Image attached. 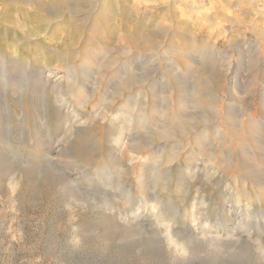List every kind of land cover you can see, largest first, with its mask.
Masks as SVG:
<instances>
[{"label": "rangeland", "instance_id": "obj_1", "mask_svg": "<svg viewBox=\"0 0 264 264\" xmlns=\"http://www.w3.org/2000/svg\"><path fill=\"white\" fill-rule=\"evenodd\" d=\"M127 59L85 106L59 78L88 70L94 88ZM0 72V141L15 148L0 156V264H264V178L196 95L207 79L239 99L242 134L243 119L264 124V0H0ZM173 74L189 79L186 117ZM133 94L137 117L122 105ZM36 132L53 150H34Z\"/></svg>", "mask_w": 264, "mask_h": 264}, {"label": "bare ground", "instance_id": "obj_2", "mask_svg": "<svg viewBox=\"0 0 264 264\" xmlns=\"http://www.w3.org/2000/svg\"><path fill=\"white\" fill-rule=\"evenodd\" d=\"M172 52L175 53V55H177V56L178 55H181V58H179V60H180V62L182 64H185L186 61H189L191 63H196L197 64V62H196L193 54L190 55L188 52L187 53L185 52L184 54H180L179 52H176V51H172ZM191 53H193V52H191ZM136 55L137 54L134 55V57H133L134 59L136 58ZM131 64H132V62L127 59V61H125L123 63L122 68L120 67L118 71L114 69V72L112 74H109L108 79L106 80V82L104 84H103V79L105 78V76H104V78L103 77L101 78V80L97 83L96 87L94 86V88H92L90 86V84H89L90 83L89 82V79L93 78L92 77L93 74H92V72H90L88 70L83 71L80 74H77L76 75L71 70V68H67L66 69V73L64 74V76H59V78L60 79L63 78V77L66 78V82H67V85H68V89L69 90H73L72 87L77 86V89H76V99L79 101V104L81 103L80 106H85L86 104L91 103L92 101H94L95 98H98L99 101H100V99L103 100L102 99L103 96L100 95L101 94L100 92L102 91V89L104 87L105 88L106 87L109 88L110 85H111V79L113 78V76H116L118 74H121V75L124 74ZM187 65H189V64H187ZM187 67H189V66H186V68ZM107 69L110 71L109 73H111V70L112 69L110 67H107ZM189 69H190V67H189ZM42 74H43L42 72H39V75L40 76ZM125 74H127V73H125ZM172 76L175 78V80L172 82L173 84H171V86H172L171 96H174V94H175L176 100H177V104H176V107H177L176 108L177 116L176 117H178L179 115L186 117L187 115H184V108H188L187 104L189 103V100L191 98L190 97L191 94H190V91L188 89L189 79L187 77H185V78L178 77V76L176 77V75H174V74ZM130 77H131V80L130 81H132V83L134 82L133 84H137V82H138V75L134 71L132 72V74H131ZM169 77H170V75H169ZM38 78L39 77H37V79ZM33 82H34V84H33V87H34V86H36V83H37L36 79ZM91 83H93V82H91ZM88 85H89V87H88ZM213 86H215V85H213ZM11 87H13L12 89L14 90V89L17 88V85H16V87L15 86H11ZM202 87H204L206 89L205 90L203 89V91H202L201 90ZM100 88H101V90H99ZM126 88L127 89L130 88V91H131V88L132 87H130V85H129V87L126 86V85H124L123 89H126ZM169 88L171 89V87H169ZM196 89H197L196 90L197 101L198 102L200 101L201 105L206 110V113L204 114L205 118L208 119V121H210L209 120L210 118L215 119L217 121L216 122V124H217L216 125L217 126V129L216 130L219 131V133L217 131H213V130H212V132H214V133L217 132L218 134H222L221 135L222 137H227V138L231 137L232 135L239 136L240 138L238 139L239 142L237 144V149L240 152V155L242 157L243 163H245V165L248 166L247 167L248 171L246 173L249 176H251L252 178L257 179V180H261L262 178H264V124L261 123L260 127L259 126L258 127H255V126H253L252 121L248 122V120H251L252 118L251 119H247L246 121H244V119H243L245 133L242 134L241 133L242 131L240 129H238V127H237L238 113H237V109H236V103L239 101V99L235 100V103L234 104L233 103H230L229 104V100L228 99H227L228 102H224V100H219V99L215 98V94L213 93V89L214 88L212 89V86L208 83V80L207 79H204V78H201L199 80L198 87ZM34 93L35 92H33L31 90L30 91V95H28L27 98L30 100V104L31 105L29 104V106L31 108V112L33 114V117L35 118V117H37L36 116V113H35V111H37V109H36V106L33 104V101H32L33 100V97H34ZM132 93H134V92H132ZM104 94L106 95V93H103V95ZM136 95L133 94L130 98L124 99L123 100L124 104H122L123 107H126V109H128V111H129L128 114L129 115H132L133 114L132 117H134V116L137 117V115H138L137 114L138 111L136 113L134 112V110L136 109V100H135V96ZM105 97H107V96H105ZM3 100H4V106H5L6 105V101H7V95H5L3 97ZM166 102H167V100H166ZM144 104L146 105L147 110H148L149 104L151 105L152 115L154 114L153 116H155L157 114L158 101L156 100V95L154 93L151 96V100H148V102H146ZM62 107H63L62 105H59V106H57V109L58 110H60V109L62 110ZM142 111H143V109H142ZM139 112L141 114V111H139ZM159 112H158V114H159ZM26 113H28L27 112V109H26ZM135 114H137V115H135ZM218 114L221 115L220 118L217 116ZM123 115H124L123 112H121L119 114L118 121L120 123H121V118H122ZM126 119H129V118H126ZM2 121H3V118H2L1 96H0V122H1V124H0V131H2ZM138 121L139 120L137 119V121H136L137 128L144 129L143 128L144 125L143 126L140 125ZM153 121L158 123V118H155ZM159 123H161L160 120H159ZM37 124L39 125V121L38 120H37ZM38 125H36V127ZM65 126H67V125H65ZM158 128H160V127H158ZM160 129L162 130V132L160 134L163 137L167 138V135H166V132L167 131L164 130V129H162V128H160ZM8 130H9V128H8ZM56 130H58V128H56ZM132 133L135 134V132H132ZM48 134H49V132H48ZM35 135H36V145H35V148H34L35 151H45V150H47L49 152V150L50 151L53 150V147H51V148L50 147L49 148L47 147L45 149V147L42 146V142H41V140L39 138V133L36 132ZM198 135L200 136V135H202V133H200ZM134 139H135V137H133L132 134L131 135H127V142H129V143L132 142V141L134 142ZM247 139H250V140L253 141V146L255 148V151H256L257 155L259 156V159L257 158V161H255L250 156V154L248 153V151L246 150L245 143H246V140ZM1 144H2V141H0V156L3 159L6 160V158L4 156L5 155V151L6 152H13L15 150V148H13L8 143H6L5 146L4 145H1ZM131 144H133V143H131ZM199 150L205 151L206 148L203 147L202 144H200ZM252 174H253V176H252Z\"/></svg>", "mask_w": 264, "mask_h": 264}]
</instances>
